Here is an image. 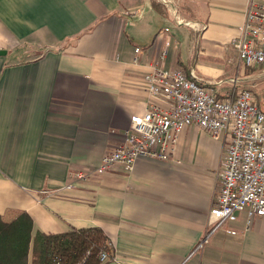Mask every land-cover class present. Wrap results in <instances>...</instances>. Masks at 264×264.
<instances>
[{"label": "crops", "instance_id": "0c3cea01", "mask_svg": "<svg viewBox=\"0 0 264 264\" xmlns=\"http://www.w3.org/2000/svg\"><path fill=\"white\" fill-rule=\"evenodd\" d=\"M170 1L171 11L159 0H0V216H29L33 237L99 228L116 257L107 264H264V217L247 228L241 213L237 235L215 233L198 250L225 147L197 127L168 161L139 159L132 173L118 166L69 189L158 103L145 83L154 67L194 72L226 97L228 60L247 85L233 43L250 0ZM172 9L194 27L176 25Z\"/></svg>", "mask_w": 264, "mask_h": 264}, {"label": "built area", "instance_id": "2783aa9c", "mask_svg": "<svg viewBox=\"0 0 264 264\" xmlns=\"http://www.w3.org/2000/svg\"><path fill=\"white\" fill-rule=\"evenodd\" d=\"M159 1L171 11L170 0ZM174 9L176 25L194 27L176 17ZM168 32L170 29L166 28L162 34ZM170 45L167 43L166 47ZM233 45L245 69L264 68V0H250L241 36ZM135 53L138 63L143 50L136 48ZM167 54L164 51L161 59ZM243 80L239 76L231 79L234 93L220 97L214 87L202 83L194 72L188 75L183 70L154 67L145 83L147 92L158 103L134 116L124 142L104 156L98 167L77 174L69 189L118 166L132 173L139 159L168 161L175 157L182 133L197 127L225 147L218 200L210 214L211 229L198 250L215 233L237 235L233 226L241 213L246 214L249 228L254 218L264 217V108L254 88L239 86ZM115 258L114 255L112 260ZM102 260H109L108 255L102 254Z\"/></svg>", "mask_w": 264, "mask_h": 264}, {"label": "trees", "instance_id": "16d2710c", "mask_svg": "<svg viewBox=\"0 0 264 264\" xmlns=\"http://www.w3.org/2000/svg\"><path fill=\"white\" fill-rule=\"evenodd\" d=\"M33 233V222L25 214L8 222L0 216V264H107L114 251L99 228L72 230L59 235ZM102 254L109 260L103 261Z\"/></svg>", "mask_w": 264, "mask_h": 264}, {"label": "rangeland", "instance_id": "374dc122", "mask_svg": "<svg viewBox=\"0 0 264 264\" xmlns=\"http://www.w3.org/2000/svg\"><path fill=\"white\" fill-rule=\"evenodd\" d=\"M222 71V78H236V75L239 77H243L242 75V68H239L237 64L233 63L232 61L225 60L221 67ZM247 75H251L248 78L247 85L245 87L240 86L241 88H254L255 92L258 94L260 105L264 108V68L260 69H246ZM233 76V77H231ZM243 79V78H242Z\"/></svg>", "mask_w": 264, "mask_h": 264}, {"label": "water", "instance_id": "95a60500", "mask_svg": "<svg viewBox=\"0 0 264 264\" xmlns=\"http://www.w3.org/2000/svg\"><path fill=\"white\" fill-rule=\"evenodd\" d=\"M6 55V52L5 51H0V56H4Z\"/></svg>", "mask_w": 264, "mask_h": 264}]
</instances>
